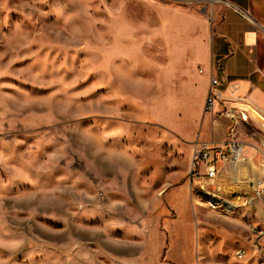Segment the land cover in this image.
I'll return each mask as SVG.
<instances>
[{"label":"rangeland","instance_id":"rangeland-1","mask_svg":"<svg viewBox=\"0 0 264 264\" xmlns=\"http://www.w3.org/2000/svg\"><path fill=\"white\" fill-rule=\"evenodd\" d=\"M219 3L0 0V264H257L189 181Z\"/></svg>","mask_w":264,"mask_h":264},{"label":"crops","instance_id":"crops-1","mask_svg":"<svg viewBox=\"0 0 264 264\" xmlns=\"http://www.w3.org/2000/svg\"><path fill=\"white\" fill-rule=\"evenodd\" d=\"M216 13L217 20L208 51L196 54L201 71L199 73L197 66L195 67L196 72L191 75V82L195 86L189 93L204 87V112L212 76H221L219 90L226 106L237 116L239 112L247 115V121L238 120V126L246 134L243 140L246 143L245 155L248 161L240 168L237 181H232L225 175L220 176L217 182L219 193L230 195L234 191H246V183L263 173L259 166L262 156L256 148L261 149L264 144V0H220ZM221 108L216 105V110ZM207 117L205 125L209 126V131L194 143H222L233 122L220 113ZM205 134L210 135L212 140H204ZM256 205L262 212L264 205ZM239 208L240 206L237 210ZM130 245L127 241L117 242V255L130 257Z\"/></svg>","mask_w":264,"mask_h":264},{"label":"built area","instance_id":"built-area-1","mask_svg":"<svg viewBox=\"0 0 264 264\" xmlns=\"http://www.w3.org/2000/svg\"><path fill=\"white\" fill-rule=\"evenodd\" d=\"M222 80L221 76H212L211 87L204 104V114L213 116L217 113L230 119L233 124L229 126L225 139L220 144L196 142L191 153V168L189 171L190 185H197L200 192L208 195L209 206L213 209H224L234 212L239 206L247 208L254 207L257 203L264 205V144L261 149L262 176L255 180H249L246 184L248 189L244 192H232L230 195H222L217 188L220 176H227L232 181H237V174L248 161L245 155L246 143L238 136V120L247 121V115L239 112V115L228 109L226 101L219 90ZM222 108L216 110V105ZM198 189V188H197ZM264 223V208L261 212ZM249 231L252 237L250 251L255 254L257 264H264V228L261 225L249 224ZM245 250H238L236 255L244 257Z\"/></svg>","mask_w":264,"mask_h":264},{"label":"bare ground","instance_id":"bare-ground-1","mask_svg":"<svg viewBox=\"0 0 264 264\" xmlns=\"http://www.w3.org/2000/svg\"><path fill=\"white\" fill-rule=\"evenodd\" d=\"M259 120V119H258ZM262 120V119H261ZM192 256V255H191Z\"/></svg>","mask_w":264,"mask_h":264}]
</instances>
